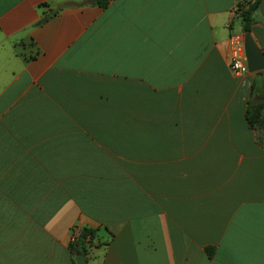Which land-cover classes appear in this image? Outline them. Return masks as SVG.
Masks as SVG:
<instances>
[{"label":"crops","instance_id":"0c3cea01","mask_svg":"<svg viewBox=\"0 0 264 264\" xmlns=\"http://www.w3.org/2000/svg\"><path fill=\"white\" fill-rule=\"evenodd\" d=\"M240 1L0 0V264H75L73 225L87 264H264V68L223 58Z\"/></svg>","mask_w":264,"mask_h":264},{"label":"trees","instance_id":"16d2710c","mask_svg":"<svg viewBox=\"0 0 264 264\" xmlns=\"http://www.w3.org/2000/svg\"><path fill=\"white\" fill-rule=\"evenodd\" d=\"M98 3H103L104 0H96ZM259 0H245L238 2L235 9V13L239 18L241 30H249L251 22L253 20V11L256 8ZM264 106V102H261L254 106L256 112H247L246 118L252 124L256 120L258 108ZM96 241L95 227L91 226H79L77 237L74 240L69 241V248L73 255L77 253L86 254L88 248Z\"/></svg>","mask_w":264,"mask_h":264},{"label":"built area","instance_id":"2783aa9c","mask_svg":"<svg viewBox=\"0 0 264 264\" xmlns=\"http://www.w3.org/2000/svg\"><path fill=\"white\" fill-rule=\"evenodd\" d=\"M238 3L235 5L236 9ZM223 58L232 73H239L246 69L242 45V33L230 35L225 42ZM79 226L73 225L70 228L69 241L77 237Z\"/></svg>","mask_w":264,"mask_h":264},{"label":"water","instance_id":"95a60500","mask_svg":"<svg viewBox=\"0 0 264 264\" xmlns=\"http://www.w3.org/2000/svg\"><path fill=\"white\" fill-rule=\"evenodd\" d=\"M242 45L245 66L248 71L264 68V53L256 44L249 30L242 31ZM75 264H87L83 253L74 256Z\"/></svg>","mask_w":264,"mask_h":264}]
</instances>
